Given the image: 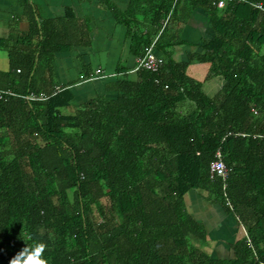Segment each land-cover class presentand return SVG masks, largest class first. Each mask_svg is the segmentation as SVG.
Here are the masks:
<instances>
[{
	"label": "trees",
	"instance_id": "trees-1",
	"mask_svg": "<svg viewBox=\"0 0 264 264\" xmlns=\"http://www.w3.org/2000/svg\"><path fill=\"white\" fill-rule=\"evenodd\" d=\"M28 6V31L0 40L10 64L0 89L14 93L0 97V264L36 241L46 244L48 264H264V12L217 0L113 7L135 53L156 40L167 59L159 71H123L107 84L114 97L98 95L68 113L72 88L57 91L43 78L66 46L57 34L63 21L39 22ZM197 7L213 36L203 52L173 60L169 49L183 42L173 23ZM192 60L223 78L215 96L188 74ZM32 92L47 97L26 99ZM219 148L230 167L225 189L210 177ZM191 189L245 226L231 257L202 247L207 231L185 205Z\"/></svg>",
	"mask_w": 264,
	"mask_h": 264
},
{
	"label": "crops",
	"instance_id": "crops-1",
	"mask_svg": "<svg viewBox=\"0 0 264 264\" xmlns=\"http://www.w3.org/2000/svg\"><path fill=\"white\" fill-rule=\"evenodd\" d=\"M131 2L132 0H0V40L8 38L12 32L20 35L28 31V4L33 7L39 22L47 21L48 25L49 20L63 21L57 34L61 35L60 40L66 46L52 60L53 76L45 72L43 78L54 83L56 88L64 85L72 88L74 100L65 107L67 111L63 109L71 113L86 100L98 95L114 97L117 93L108 89L107 84L115 76L123 74V71L135 76L131 69L136 63L135 59L141 54L133 50L130 27L119 20L113 9L115 7L126 12ZM167 19H170L169 15ZM173 24L181 27L180 37L183 40L169 49L176 61H185L191 54L203 52V42L213 36L209 15L201 7L195 8L185 23ZM139 27L143 28V25H136V30ZM155 50L164 60L167 59L162 50ZM8 61V50L0 48V72L9 71ZM209 68L208 62L192 60L187 71L189 75L202 81L204 90L213 97L220 91L223 78L210 76ZM98 69L111 76L85 80ZM4 79L5 82L8 81V78ZM184 105L187 109L192 106L189 102ZM207 196L208 193L203 189H191L185 195V205L192 216L205 227L208 239L203 242L206 246L202 247L213 255L210 248L216 246L218 240L226 239L232 248L231 244L247 235V231L234 213L220 203L210 202Z\"/></svg>",
	"mask_w": 264,
	"mask_h": 264
},
{
	"label": "built area",
	"instance_id": "built-area-1",
	"mask_svg": "<svg viewBox=\"0 0 264 264\" xmlns=\"http://www.w3.org/2000/svg\"><path fill=\"white\" fill-rule=\"evenodd\" d=\"M229 2H249L251 3L255 8L259 9L260 11L264 12V3L261 1H250V0H217V4L219 7H224L226 4H228ZM169 19H167L164 22V26L167 24ZM156 40H154L151 44L147 45L142 54L139 55L137 57V59H135L136 63L134 65V67L131 69V72H137L141 69H148L151 71H159L160 68L162 67V65L165 63L164 58L162 56H159L156 53ZM111 75L106 74L104 72H102L100 69H98L96 71L95 74L91 75V76H87L85 78V80H93L95 78H100V77H109ZM61 87L57 88V91L60 90ZM4 93H11L14 94L11 91H5L3 89H0V97L3 96ZM26 99L28 100H33V99H44L47 97V95H45L44 93L41 94H36L34 92L29 93L27 95H25ZM230 173V167L227 166V164L225 163L224 159H223V154L221 149L219 148L216 153H215V158L214 160H212L211 164H210V177L212 179L215 178H222L223 182H224V189L226 188V180L229 176ZM226 201L227 204L231 205V201L228 197H226ZM68 264H72V263H68Z\"/></svg>",
	"mask_w": 264,
	"mask_h": 264
},
{
	"label": "clouds",
	"instance_id": "clouds-1",
	"mask_svg": "<svg viewBox=\"0 0 264 264\" xmlns=\"http://www.w3.org/2000/svg\"><path fill=\"white\" fill-rule=\"evenodd\" d=\"M23 240L25 241L24 238ZM45 248L46 244L43 241H36L31 245L25 242V245L9 259L8 264H48V259L44 256Z\"/></svg>",
	"mask_w": 264,
	"mask_h": 264
},
{
	"label": "rangeland",
	"instance_id": "rangeland-1",
	"mask_svg": "<svg viewBox=\"0 0 264 264\" xmlns=\"http://www.w3.org/2000/svg\"><path fill=\"white\" fill-rule=\"evenodd\" d=\"M64 110L67 111V108H64ZM69 112L71 110H68ZM226 239H221L218 240L216 243V246L212 248L211 246V251L213 255L220 256V257H229L233 255L232 248L229 246V244L226 242ZM203 243V242H202ZM202 245L206 246V243H203Z\"/></svg>",
	"mask_w": 264,
	"mask_h": 264
}]
</instances>
